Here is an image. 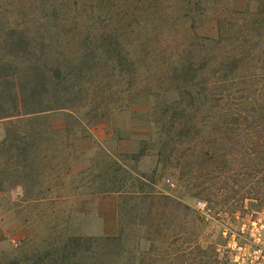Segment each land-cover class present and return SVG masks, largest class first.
<instances>
[{"label":"rangeland","instance_id":"1","mask_svg":"<svg viewBox=\"0 0 264 264\" xmlns=\"http://www.w3.org/2000/svg\"><path fill=\"white\" fill-rule=\"evenodd\" d=\"M170 1L0 0V117L13 112L15 103L6 93L15 87L28 93L29 86L41 84L24 108L47 110L22 120L0 118V264H140V254L150 250L152 264H197L198 249L209 252L215 264H225L217 251L223 243L219 229L201 222L192 205L206 200L223 215L227 212L234 226L239 222L235 215L264 211L258 208L263 187L260 197L244 198L242 190L229 199L222 184L226 174L214 170V184L202 177L206 184L194 189L196 183L182 180L174 164H159L157 128L149 104L139 97L142 83L153 85L168 72V59L153 49L170 32L173 44L183 40L176 28L188 30L195 42L216 38L219 19L254 11L260 0L185 1L174 18L162 14ZM107 35L113 44L104 47ZM113 49L119 51L116 56ZM52 66L61 68L64 82L55 85ZM176 98L169 93V102ZM142 149L145 155L139 156ZM127 171L155 179L144 191L192 209V243L182 241L179 225L147 239V227L137 215L140 201L131 196L138 185ZM121 189L127 195L115 192ZM99 197H117L123 207L120 239L98 236ZM142 206L146 209L149 200Z\"/></svg>","mask_w":264,"mask_h":264},{"label":"trees","instance_id":"2","mask_svg":"<svg viewBox=\"0 0 264 264\" xmlns=\"http://www.w3.org/2000/svg\"><path fill=\"white\" fill-rule=\"evenodd\" d=\"M185 1L190 0H171L168 13L163 11L162 14L174 18V11ZM188 13L182 18L186 19ZM157 31L160 35L165 33L164 27ZM178 32L183 36L180 44L172 43L173 33L170 32L166 42L153 49V53L168 59V72L160 73L153 85L142 83L139 89V97L149 104V113L157 128L154 146L158 148L159 164H174L182 180L186 178L196 183L194 189L206 184L202 177L210 178L214 184L211 175L217 170L226 174L222 184L229 199H234L242 190L246 191L244 198L260 197L259 189L264 188V0H260L259 8L254 11L247 9L237 12L236 18L219 19L216 38H202L195 42V37L190 36L188 30L176 28L175 33ZM109 37L112 38L111 35L105 36L104 40L109 43L103 41L102 46L113 44ZM141 49L146 55V41L142 42ZM113 50L116 56L119 51ZM140 62H144L145 67V60ZM128 63L132 66L129 58ZM60 70L51 67L55 85L56 80L62 83L64 79ZM166 84H169L168 89L163 86ZM170 86L173 87L171 90ZM40 87L41 84L29 86L28 93H22L19 87L7 91L15 103L13 112L0 118L22 120L28 115L47 111L24 108L35 99ZM170 92L177 97L174 104L169 102ZM58 108L66 107L60 105ZM144 153L145 149H142L139 156ZM199 172L202 175L196 176ZM154 173H157V168ZM127 174L138 185V190L131 196L140 201L137 215L147 227V239L152 241L157 234L179 225L182 241L192 243L195 236L194 210L162 193L144 191V185H152L154 178L146 174L133 177L129 171ZM210 187L203 191H209ZM115 192L127 195L122 189ZM144 200H149V206L146 209L142 206L141 210ZM260 203L263 205L258 208L263 209L264 198ZM123 210L119 204V235L107 237L108 240L121 238ZM75 240L78 242L79 238ZM185 255L182 253V259ZM209 255V252L198 249L197 264H215ZM140 256V264H152L154 260L151 250ZM164 258L168 260L166 254Z\"/></svg>","mask_w":264,"mask_h":264},{"label":"built area","instance_id":"3","mask_svg":"<svg viewBox=\"0 0 264 264\" xmlns=\"http://www.w3.org/2000/svg\"><path fill=\"white\" fill-rule=\"evenodd\" d=\"M192 208L201 222L219 229L223 243L217 251L227 264H264V211L235 215L239 222L234 226L227 212L223 215L206 200L195 201Z\"/></svg>","mask_w":264,"mask_h":264},{"label":"crops","instance_id":"4","mask_svg":"<svg viewBox=\"0 0 264 264\" xmlns=\"http://www.w3.org/2000/svg\"><path fill=\"white\" fill-rule=\"evenodd\" d=\"M96 206L99 217L98 236L113 237L117 235L120 232L119 203L117 197H99L96 199Z\"/></svg>","mask_w":264,"mask_h":264}]
</instances>
